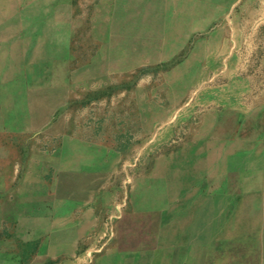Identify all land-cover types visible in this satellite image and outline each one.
<instances>
[{"label": "rangeland", "instance_id": "374dc122", "mask_svg": "<svg viewBox=\"0 0 264 264\" xmlns=\"http://www.w3.org/2000/svg\"><path fill=\"white\" fill-rule=\"evenodd\" d=\"M0 163L25 234L167 227L183 264H264V0H0ZM148 175L166 223L94 200Z\"/></svg>", "mask_w": 264, "mask_h": 264}, {"label": "crops", "instance_id": "0c3cea01", "mask_svg": "<svg viewBox=\"0 0 264 264\" xmlns=\"http://www.w3.org/2000/svg\"><path fill=\"white\" fill-rule=\"evenodd\" d=\"M5 168L6 164L0 163V204L9 201L18 203L16 199L19 194L18 169L12 165L11 176L8 177ZM215 179L216 176L211 175L209 180L203 182L202 187L209 191L220 188L223 185L222 181ZM131 180L127 178L125 180L127 184L118 182L115 185L118 188L117 193H120V188L127 186L128 192L124 196L103 195L94 200L110 204L113 209H119V212L120 205H131L132 211L127 214L135 217L137 214L146 213L159 216L166 223L168 211L173 203L167 181L162 177L153 178L150 175L144 176L138 185L136 183L133 185L134 182ZM140 192L141 194H137ZM83 202L88 201L85 199ZM136 209L147 212L135 211ZM89 215L91 216L92 213L87 211L83 213L85 218ZM8 219L14 221L15 228L10 234L0 232V264H183L181 254L178 255V251L182 250V244L176 243L169 249L167 227L154 230L129 228L128 235L132 236L130 243L122 244L118 238L119 229H106L98 226L97 222L90 226L80 224L75 228L67 227V230H63L64 233L49 227L43 230L35 228L30 234H25L23 229L16 228L18 220L23 219L22 213L0 212V221ZM149 232L157 235L158 239L153 242L144 239ZM173 232L177 238V229ZM41 233L43 239L40 238ZM108 234V238H104ZM62 235L64 238H57Z\"/></svg>", "mask_w": 264, "mask_h": 264}]
</instances>
